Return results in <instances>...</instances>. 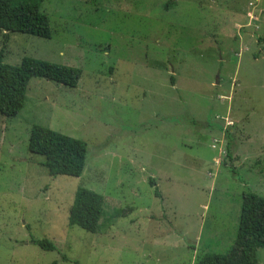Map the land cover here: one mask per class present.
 I'll return each mask as SVG.
<instances>
[{"label":"rangeland","instance_id":"obj_1","mask_svg":"<svg viewBox=\"0 0 264 264\" xmlns=\"http://www.w3.org/2000/svg\"><path fill=\"white\" fill-rule=\"evenodd\" d=\"M169 1L44 0L52 38L10 32L5 62L82 77L32 78L0 114V264H194L230 248L244 191L264 197V0ZM35 123L87 142L79 177L41 165ZM80 186L121 211L104 231L69 225Z\"/></svg>","mask_w":264,"mask_h":264},{"label":"trees","instance_id":"obj_2","mask_svg":"<svg viewBox=\"0 0 264 264\" xmlns=\"http://www.w3.org/2000/svg\"><path fill=\"white\" fill-rule=\"evenodd\" d=\"M44 0H0V29L5 31V45L0 50V114L16 117L27 101V90L32 78H45L76 87L82 77V69L65 64L24 56L20 63L4 61V52L10 32L52 38L50 21L41 10ZM176 0L165 4L171 7ZM264 40V38L259 39ZM28 148L42 155L41 165L52 176L79 177L86 165L88 144L41 124H33ZM229 154V153H228ZM229 156H231L229 154ZM156 196L161 195L153 179ZM105 197L90 188H77L69 209V225L97 233L110 226L121 215L117 209L111 216L105 215ZM34 244L45 250H55L56 245L47 238H32ZM264 248V197L244 191L240 208L238 229L230 248L224 252H205L194 264H259V249Z\"/></svg>","mask_w":264,"mask_h":264}]
</instances>
